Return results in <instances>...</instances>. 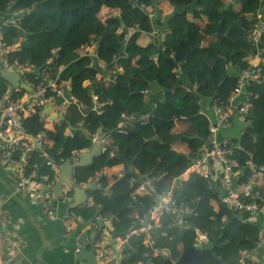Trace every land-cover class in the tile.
<instances>
[{"label": "trees", "instance_id": "trees-1", "mask_svg": "<svg viewBox=\"0 0 264 264\" xmlns=\"http://www.w3.org/2000/svg\"><path fill=\"white\" fill-rule=\"evenodd\" d=\"M161 2L173 8L172 15L163 16L158 8ZM262 9L264 0H0V18L13 12L22 17L17 27L1 30L6 46L21 45L20 51L9 54L10 61L41 67L57 55L58 64L64 65L61 79L71 81L70 94L76 99L65 120L54 128H47L35 116L24 120L26 132L31 137L45 133L44 151L58 161L78 159L79 153L92 148L95 137L103 136L105 144L113 147L74 172L77 185L97 182V188L88 191L92 204L75 209L71 215L77 224L81 218L90 226L84 236L92 239L98 227L94 223L98 209V217L105 221L114 217L117 232H128L140 216L149 215L156 195L170 190L175 178L199 158L209 137L210 108L215 101L226 102L237 87L240 72L247 66V34ZM155 30L165 32L164 40L147 41L145 35ZM94 43L99 59L110 62L119 58L122 71L114 82L97 80L98 69L91 66L90 58L82 56L83 47ZM90 81L93 83L88 84ZM7 86L8 82L0 79L1 93ZM154 86L162 91V97L154 100L156 107L148 112L146 124L143 119L135 121L147 105L143 91L150 89L152 93ZM94 89L102 112L92 110ZM253 90L257 97L249 110L250 123L238 139L244 150L232 157L239 166L245 163L247 153L253 155L255 163L264 164V84ZM24 92H13L12 97L19 98ZM122 114L129 117L127 133L121 131ZM176 123L183 133L176 130ZM240 125L233 124L234 128ZM114 151L129 160L136 158L133 170L140 177L155 179V193L136 194L140 181L131 176H115L112 184L107 176L100 177L104 171L122 166L123 160ZM20 157L16 153L13 159ZM42 160L40 153L32 152L26 173H37ZM246 172L248 175L249 169ZM39 174L47 176L49 183L54 179L47 165ZM175 200L194 212L191 218H184L190 224L184 245L193 246L200 242L198 235L210 234L223 261L233 254L250 253L264 235V216L257 222L244 220L219 204L217 192L196 174L175 191ZM224 214L227 218L221 222ZM176 220L165 213L158 222H151V245H144L146 232L131 234L124 253L129 256L125 255L122 264H136L142 255L151 256V264H163L165 257L153 253L168 248L177 234ZM220 244L222 247H217ZM136 250L139 256L133 255ZM259 258H264V245L259 248Z\"/></svg>", "mask_w": 264, "mask_h": 264}, {"label": "built area", "instance_id": "built-area-1", "mask_svg": "<svg viewBox=\"0 0 264 264\" xmlns=\"http://www.w3.org/2000/svg\"><path fill=\"white\" fill-rule=\"evenodd\" d=\"M19 13L0 18V60L1 71L10 73L22 74L21 83L28 86L31 91L24 92L19 98H13V92H20L22 89L14 88L10 83L3 93L0 92V162L4 165L21 166V170L12 175V184L15 190L30 198V200L39 205L43 212L49 219L57 218V214L53 208V200L55 195L51 191H45L46 187H53L58 180L61 168L70 161H58L56 157H50L44 151V144L46 142L45 133L38 136L31 137L24 127V120L38 116L40 122L47 124L58 125L60 119L51 120L46 113V107L62 100L59 107H55L53 114L65 115L68 107L76 103L74 96L70 94L71 81L61 79V73L64 70V65L58 64V56H51L41 67H36L29 63H20L18 60L10 61L9 54L11 52H18L21 49L20 42L13 46H6L3 43L2 28L17 27L22 17ZM154 16V15H152ZM158 32L153 31L151 37H157ZM164 38V34L162 35ZM247 39L250 43L244 62L247 64L241 72L238 85L232 92L226 102L215 101L210 108L209 116V139L208 143L203 147L199 158L190 167V169L181 177L175 179L172 188L162 194H157L156 204L149 210L150 218L154 220L160 218L163 214H171L177 218L176 225L182 226L185 222V227L190 228L189 222L184 220L185 217L193 213L190 206L185 204H178L175 200V191L182 187L192 173L203 178L210 190L217 192V200L219 204H223L229 208L230 211L238 214L244 220L257 222L259 216H264V164L259 165L252 159L253 155L247 153V159L241 166L238 165L232 157L237 151H243V147L237 144L235 137L239 138L244 134L245 126L249 125V110L252 106V101L257 95L253 88L264 84V9L260 10L252 26V29L247 34ZM97 44L85 45L83 47L82 56L90 58L91 66H96L98 73L96 79L106 84L114 82L122 68L118 64V57H114L112 61L106 62L99 59L96 54ZM53 53L55 51L53 50ZM90 81L88 84H92ZM92 86V85H91ZM144 94L149 95V90H145ZM91 96L94 101L92 110L102 112V104L99 102V95L96 90L91 91ZM156 104H153V108ZM87 108V107H86ZM149 113L144 114V123L149 120ZM122 124L121 131L127 133L129 117L126 114L121 116ZM234 122H239L241 125L233 133L234 136L224 137L223 133H230L234 129ZM72 136V133H70ZM97 137L94 138V142ZM37 147L43 150L41 156L47 158L45 165L49 166L54 172V179L49 183L47 176H40L36 178L37 173L28 175L25 168L28 166V152ZM245 152V151H244ZM16 153H20V159H13ZM237 168L238 170H235ZM249 169L248 175L246 170ZM154 178L149 176L145 183L139 184L136 194L155 193ZM85 187H87L85 185ZM64 200L70 199L71 190L63 187ZM6 198L0 197V224L5 221L6 212L2 209L6 203ZM135 200V199H134ZM88 206V205H87ZM219 214V213H218ZM72 213L66 218V226L70 227L74 220L71 217ZM227 214L222 215V221H225ZM99 220H102L98 217ZM83 222L81 218L77 219ZM95 235L98 232V227H95ZM146 228L144 231H149ZM97 237L101 238V246H98L100 253L106 257L107 260L115 258L109 249L107 250V242L112 240L110 233L102 236L99 232ZM199 243L195 245L208 246L210 240L208 235H198ZM75 246L80 249L83 242H89L90 238L84 236L83 233H77L75 236ZM153 241L151 240L150 243ZM0 245L6 247L9 255L14 256L22 248L21 242H9L0 229ZM151 245V244H150ZM264 245V235H260L252 253H244L241 255L239 264H257L253 260V255L259 251V248ZM117 249L120 252L119 258L115 264H122L127 250V240H118ZM183 244L178 245L177 250L182 251ZM165 250V251H164ZM154 252V255L169 257L171 252L169 249ZM1 257V254H0ZM141 264V263H139ZM264 264V259H263Z\"/></svg>", "mask_w": 264, "mask_h": 264}, {"label": "water", "instance_id": "water-1", "mask_svg": "<svg viewBox=\"0 0 264 264\" xmlns=\"http://www.w3.org/2000/svg\"><path fill=\"white\" fill-rule=\"evenodd\" d=\"M33 10H34V6L31 8L30 13ZM22 76L23 75L20 73L2 72L1 60H0V79L10 83L14 88H20L30 92L31 89L20 82ZM61 102L62 100H58L55 103L50 104L46 107V113L50 115L51 120H56V119L65 120V115L63 114H59V115L51 114L52 108L59 107ZM151 104L152 102L144 107L143 111L135 118V121H138L143 114L150 111ZM70 129L74 130L75 128L70 125ZM79 129L84 134H86V131L83 128H79ZM102 140H103V136H100L98 140L93 143V146L89 151L79 153V158L77 160H73L66 163L61 168L58 176V180L55 183V185L51 188L50 187L45 188V191H51L55 195V199L53 200V208L61 223L64 222V219L70 216L72 211H74L77 208H80L81 206H84L85 204H88L90 198L88 195V191L97 188L96 181L91 183L87 187H83L75 184L74 172L76 168L91 165L94 161V158L102 153V142H101ZM104 146L106 148L113 150L112 146H109L107 144H105ZM32 152H38L42 154L43 150L38 148L37 144H35V148L32 151H29L27 155L29 156ZM114 154L116 157L121 158L123 160V164H122L123 176H131L139 180L141 183H145L147 177L145 176L140 177L139 174L136 171H134L132 168V165L136 158L129 160L125 158L123 155L119 154L117 151H114ZM47 161H48L47 158H43L42 164L39 167L38 172L36 174V178H39V171L47 163ZM102 176L103 174H100V177ZM63 187H67L68 189H70L73 194L70 200L68 201L66 200V203H63L65 201L64 193L62 191ZM2 208L4 210L6 208L8 209L7 200ZM58 208L59 209L63 208V212L61 214H58ZM99 213L100 210L98 209L94 218V223L98 224V232L92 237V239L89 242H83L80 249H77L74 243H72L71 246L68 248L70 252V256L73 257L74 264H115L116 260L120 256V252L116 246L117 241L127 240L131 234H133L134 232L141 231L142 228H145L151 224L150 215H148V217L145 220H143L142 217L140 216L138 221L128 232L121 233V232H117L114 229L113 226L114 217H111L109 221H102L97 219ZM192 215L193 214H190L189 217L191 218ZM103 228H108L109 229L108 231L112 236V240L109 243V246L111 249L114 250L115 258H113L110 261H108L106 257L100 253L99 248H98L99 250L97 251L94 245L100 230ZM188 230L189 229L185 227V222L182 223L181 227L176 226L177 234L168 243V249L170 250L171 254L169 257L165 258L163 264H238L240 262V257L237 254H233L227 261H223L222 258L215 252L216 247L214 246V244H211L207 247L203 245H193V246L183 245L184 246L183 250L181 252L178 251L177 247L178 245L183 244L185 234L187 233ZM76 234H73L74 235L73 239H75ZM208 237L211 241L213 240L210 234H208ZM217 247L220 248L222 247V245L220 244ZM133 255L139 256V252L136 250L134 251ZM2 258L4 261H6L9 264H14L16 261L15 259L10 260L7 251L2 257H0V264H3ZM140 260L141 261L139 263L141 264H151L150 262L151 256L142 255L140 256Z\"/></svg>", "mask_w": 264, "mask_h": 264}, {"label": "crops", "instance_id": "crops-1", "mask_svg": "<svg viewBox=\"0 0 264 264\" xmlns=\"http://www.w3.org/2000/svg\"><path fill=\"white\" fill-rule=\"evenodd\" d=\"M158 8L159 10L163 11V16H165V18L172 15L173 13V8L167 2H161ZM200 24L203 23L200 22ZM149 35H145L147 37V41H154L151 35ZM151 94L152 95L149 98L147 104L151 103L154 100L160 99L163 95L162 91L155 86L153 87V92ZM54 108H52L51 114L54 113ZM55 126L56 125L53 124L46 125L47 128L51 129ZM176 130L182 133L184 132L181 129L179 123H176ZM223 135L224 137H230L233 134L224 133ZM104 151L105 147L103 145L102 153ZM21 169L22 168L20 165L17 167L13 165L10 169V167L0 162V197L6 198L8 202V209L6 208L4 210L2 208L6 212V214L5 221L0 224V229L3 232V236L9 242L22 243V248L20 251H18L14 256L9 255L10 260L15 259L16 261L14 264H74L73 257L70 256V252L68 250L72 243H74L75 245V241H73V234H84L88 229H90V226H87L88 223L83 224V222L77 224V222L73 220L70 227L67 228L66 219H64V222L62 223L60 222L58 217L55 219H49L39 205L33 203L27 196L18 193L13 187L11 181L12 175ZM102 174L103 176H107L109 179V183L112 184L115 176L121 177L123 175L122 166H117L114 169L106 170ZM63 203H66V201H64ZM89 204H92L91 199ZM62 212L63 208H58V214H61ZM147 217L148 216H145L142 219L145 220ZM159 219L160 218L154 220L153 218L151 219V222L156 223L159 221ZM151 227L152 226L150 225L141 230V232L147 233V238L144 242L145 246L151 244V234L149 232L150 230H144H146V228L151 229ZM108 230V228H103L100 230V233L103 236L106 233H110ZM101 238L102 237H97L94 244L97 251L99 249L96 245L101 246ZM110 242L111 241L107 242V250L109 249L111 255L113 254V256H115L114 250L109 246ZM5 248L6 247L4 245H0L1 257L6 253ZM2 261L3 264H9L4 261L3 258ZM257 262V264H259V261Z\"/></svg>", "mask_w": 264, "mask_h": 264}, {"label": "clouds", "instance_id": "clouds-1", "mask_svg": "<svg viewBox=\"0 0 264 264\" xmlns=\"http://www.w3.org/2000/svg\"><path fill=\"white\" fill-rule=\"evenodd\" d=\"M17 13H18V12H17ZM8 15H10V14H8ZM18 15L20 16V13H19ZM20 17H21V16H20ZM19 22H20V21H19ZM155 31H156V30H155ZM157 32H158L157 37H155V38H153V39H154V40H155V39H158V40H160V41L164 40V38H165V32H159V31H157ZM130 34H131V33H130ZM163 34H164V38L162 37ZM150 35H151V34H150ZM121 71H122V70H121ZM119 73H120V72H119ZM119 73H118V74H119ZM146 90H147V89H146ZM148 90H149V95L146 96V95L144 94L145 101H147V103H148V101H149V98L151 97L150 89H148ZM144 91H145V90H144ZM144 91H143V93H144ZM147 103H146V104H147ZM154 103L156 104V101H152V104H151V108H152V109H153V104H154ZM147 113H148V112H147ZM149 113H150V112H149ZM145 114H146V113H145ZM141 119H143V122H144V114L142 115V118H141ZM141 119H140V120H141ZM208 131H209V130H208ZM223 134H224V133H223ZM223 134H222V136H223ZM240 137H241V136H240ZM240 137H239V138L235 137V140H234V141H235L237 144L240 143V142L238 141V139H240ZM208 139H209V137H208ZM207 141H208V140H207ZM101 142H102V146L105 145V141L102 140ZM207 143H208V142H206V144H207ZM206 144H205V145H206ZM205 145H204V146H205ZM239 145H240V144H239ZM204 146H203V147H204ZM104 147H105V146H104ZM203 147H202V149H203ZM106 149H107V148L105 147V151H106ZM202 149H201V150H202ZM88 151H89V150H88ZM200 152H201V151H200ZM75 160H77V159H75ZM195 162H196V161H195ZM193 164H194V163H193ZM193 164H192V165H193ZM189 169H190V167L187 169V171H188ZM187 171H186V172H187ZM186 172H185V173H186ZM185 173H184V174H185ZM184 174H183V175H184ZM192 174H195V173H192ZM192 174H191V175H192ZM191 175H190V176H191ZM122 176H123V175H122ZM181 176H182V175H181ZM181 176H178V177H181ZM145 177H148V176H145ZM178 177H177V178H178ZM199 177H200V176H199ZM175 179H176V178H175ZM189 179H190V177H189L186 181H188ZM174 181H175V180H174ZM186 181H184V182H186ZM184 182H183V183H184ZM173 184H174V183H173ZM89 185H90V184H89ZM182 185H183V184H182ZM86 186H87V185H86ZM172 186H173V185H172ZM83 187H85V186H83ZM181 188H182V187H181ZM181 188H180V189H181ZM71 192H72V191H71ZM71 196H72V195H71ZM71 196H70V199H71ZM70 199H69V200H70ZM90 199H91V198H89L88 204H85V205H91V204H89V203H90ZM67 201H68V200H67ZM91 201H92V200H91ZM215 209H216V211H217V214L220 213V207H217V206H216ZM193 213H194V212H193ZM193 213H191V214H193ZM187 217H188V216H187ZM221 218H222V216H221ZM185 221H186V219H185ZM186 222H187V221H186ZM221 222H224V221H222V219H221ZM147 227H148V226H147ZM142 229H143V228H142ZM142 229H141V230H142ZM188 229H189V228H188ZM138 232H140V231H138ZM134 233H137V232H134ZM110 235H111V234H110ZM207 235H208V234H207ZM93 236H94V235H93ZM209 240H210V239H209ZM211 244H213V240H212V241L210 240V244H209V245H211ZM183 245H184V242H183ZM209 245H208V246H209ZM184 246H185V245H184ZM214 246H215V245H214ZM205 247H207V246H205ZM167 249H168V248H167ZM253 249H254V248H253ZM252 251H253V250H252ZM252 251H251L250 253H252ZM153 255H154V253H153ZM252 255H253L252 258H253L254 261H259V264H263V259H264V258H263V259H261V258H256V257H259V251H257L256 254H252ZM240 258H241V255H240ZM239 263H240V262H239ZM239 263H238V264H239Z\"/></svg>", "mask_w": 264, "mask_h": 264}, {"label": "rangeland", "instance_id": "rangeland-1", "mask_svg": "<svg viewBox=\"0 0 264 264\" xmlns=\"http://www.w3.org/2000/svg\"><path fill=\"white\" fill-rule=\"evenodd\" d=\"M237 128H238V126L234 128V131H235ZM232 131H233V130H232ZM234 131H233V132H230V133H227V134H233ZM232 136H234V135H232Z\"/></svg>", "mask_w": 264, "mask_h": 264}, {"label": "flooded vegetation", "instance_id": "flooded-vegetation-1", "mask_svg": "<svg viewBox=\"0 0 264 264\" xmlns=\"http://www.w3.org/2000/svg\"><path fill=\"white\" fill-rule=\"evenodd\" d=\"M101 218V217H100ZM97 219H98V216H97ZM102 219V218H101ZM102 221H105L104 219H102ZM217 253V252H216Z\"/></svg>", "mask_w": 264, "mask_h": 264}]
</instances>
